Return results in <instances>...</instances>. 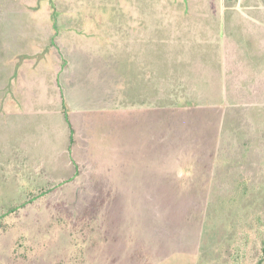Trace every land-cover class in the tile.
<instances>
[{
    "label": "rangeland",
    "instance_id": "1",
    "mask_svg": "<svg viewBox=\"0 0 264 264\" xmlns=\"http://www.w3.org/2000/svg\"><path fill=\"white\" fill-rule=\"evenodd\" d=\"M262 80L264 0H0V264H264Z\"/></svg>",
    "mask_w": 264,
    "mask_h": 264
},
{
    "label": "trees",
    "instance_id": "2",
    "mask_svg": "<svg viewBox=\"0 0 264 264\" xmlns=\"http://www.w3.org/2000/svg\"><path fill=\"white\" fill-rule=\"evenodd\" d=\"M229 1L232 2V1H235V0H229ZM236 84H238V86ZM236 84H233L230 87H228L226 92H225V95L227 96V98L229 100H233L236 97V96H234V93L237 92L236 88H238L241 91L240 94H243L245 99L247 97H250V98H252L254 100V101H251V102H241L243 105H246L248 103H260V100L258 98L260 96L259 95L260 93H262L264 95V80L259 81L257 86H252V85H250L249 82L246 85L245 84L244 85H240V83H236ZM250 93L252 95H254L255 97L249 96ZM263 98H264V96H262V98H260V99H263ZM245 99H243V100H245ZM71 141L73 143V138H71ZM262 262L263 261H260L259 264H263Z\"/></svg>",
    "mask_w": 264,
    "mask_h": 264
},
{
    "label": "flooded vegetation",
    "instance_id": "3",
    "mask_svg": "<svg viewBox=\"0 0 264 264\" xmlns=\"http://www.w3.org/2000/svg\"><path fill=\"white\" fill-rule=\"evenodd\" d=\"M34 3L36 4V6H35L36 8L39 7V5H40L39 2L34 1ZM50 43H51V44L48 43V45H49L50 48H51L52 45L55 46V44H52V41H51ZM6 55H7V50H5V56H6Z\"/></svg>",
    "mask_w": 264,
    "mask_h": 264
},
{
    "label": "crops",
    "instance_id": "4",
    "mask_svg": "<svg viewBox=\"0 0 264 264\" xmlns=\"http://www.w3.org/2000/svg\"><path fill=\"white\" fill-rule=\"evenodd\" d=\"M71 164L73 163V161L70 162ZM74 164V163H73Z\"/></svg>",
    "mask_w": 264,
    "mask_h": 264
}]
</instances>
